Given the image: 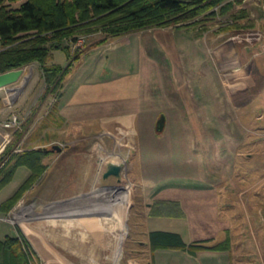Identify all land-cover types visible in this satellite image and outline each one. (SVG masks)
I'll list each match as a JSON object with an SVG mask.
<instances>
[{"label":"rangeland","instance_id":"374dc122","mask_svg":"<svg viewBox=\"0 0 264 264\" xmlns=\"http://www.w3.org/2000/svg\"><path fill=\"white\" fill-rule=\"evenodd\" d=\"M23 1L5 3L16 8ZM195 20L133 31L136 42H145L139 32L146 31L155 45L165 36L176 46L167 63L154 47L138 81L127 72L124 51L118 69L111 62L96 66L110 82L87 80L85 88L96 86L98 95L109 87L121 98L137 93L124 106L150 109L120 118L113 133L118 145L106 135L99 147L77 141L81 121L73 120L74 110L61 114L60 88L48 94L44 80L28 86L37 101L31 110L15 108L21 122L14 139L22 138L23 152L53 144L63 150L44 153V171L7 210L5 201L30 173L26 166L13 168L12 180L0 188V239L23 236L38 264H155L154 256L166 255L151 246L148 232L162 228L181 230L187 249L202 244L196 255L220 248L230 253V264H264V0H243L223 15ZM104 36H84L76 62ZM39 66L30 63L25 72ZM5 95L0 89V121L11 114L2 110ZM142 95L150 98L143 104ZM160 112L166 118L159 132ZM91 122L99 129V118ZM66 138L73 142L65 145ZM109 163L124 164L120 176L104 177ZM23 207L32 214L18 219ZM192 229L197 236L217 232V239L199 243L189 236Z\"/></svg>","mask_w":264,"mask_h":264},{"label":"trees","instance_id":"16d2710c","mask_svg":"<svg viewBox=\"0 0 264 264\" xmlns=\"http://www.w3.org/2000/svg\"><path fill=\"white\" fill-rule=\"evenodd\" d=\"M6 1L0 0V72L38 62L47 92L55 93L85 51L71 45L81 35L101 32L110 37L150 27H181L205 14L223 15L243 0H24L16 8H9ZM55 50L66 53L65 66L51 62ZM49 151L39 148L15 154L0 170V188L12 180L14 167L26 166L30 171L5 201L7 210L44 171L42 156ZM149 241L154 248L187 249L181 234L174 231L152 230ZM200 248L202 244H192L187 251L195 255ZM35 257L23 236L0 239V264H38Z\"/></svg>","mask_w":264,"mask_h":264},{"label":"crops","instance_id":"0c3cea01","mask_svg":"<svg viewBox=\"0 0 264 264\" xmlns=\"http://www.w3.org/2000/svg\"><path fill=\"white\" fill-rule=\"evenodd\" d=\"M146 31H142L139 33L145 34V42L142 40H137V42L134 40V32H130L128 34L120 35V36H110V37H103L105 39L101 43H97L96 45H90L88 46L89 49L86 50L85 54H83V57L74 64L71 71L64 77L62 81V86L60 90L62 91L61 98L60 99V112L63 116L69 117V111L74 110L75 113H77L75 116L78 119H73L75 121H81L80 124V130L79 132L82 133V135L77 138V141H85L87 144H90V148H92V144H94L96 147H99L97 145H100L103 143L104 137L101 136H109L111 139H114V144H119V141L116 140V136H114L113 133H115L117 127L114 126L118 123H120V120L122 119L125 121L127 118L135 117L138 113L145 110L150 111L149 108H146V106L141 105V108H137V104L132 107V109L127 108L124 106L123 102H127V99H137V93H135V96L133 94H124V97L121 98L118 93L109 94L108 90L107 93H102L98 95L99 89L97 88L94 90L96 86L93 85V87L88 86V88H85L86 82L89 79H94V84L103 82H110V80L106 79L107 75H102L101 69L98 71L96 69V66L99 62H101V66H106L111 62V64L114 67H117L118 69L120 65L122 64V59L118 55L119 52L124 51V55L126 54V58L128 59V65L127 69L128 73H131L133 70L134 79L137 78V81L140 79L141 69L144 66L145 62L152 58V51L154 47H159V57L162 62L164 61L167 63V59L172 54V46L176 47L174 43L167 41L166 37L160 38L159 42L161 44L155 45L154 41L150 39ZM148 32V31H147ZM134 33V34H133ZM124 37V38H123ZM126 37V38H125ZM133 38V39H132ZM97 41L100 39H96ZM95 40V41H96ZM134 40V41H133ZM90 42V44H92ZM87 47V48H88ZM158 49V48H157ZM62 50H55L53 52V59L51 62L53 63H59L63 66H65L68 62V58L66 56V53L64 51L63 54L60 53ZM174 52V50H173ZM176 53V52H174ZM134 58V63L130 60L131 57ZM138 57H135L137 56ZM119 58V59H118ZM136 58H138V62H136ZM93 59V60H90ZM131 64H139L138 69H134L135 67H130ZM108 68L110 66H107ZM107 68V69H108ZM109 71V69H108ZM100 72V73H99ZM26 76L28 77V80L20 81L17 84L14 85V88H20L21 86L24 87L19 92H6V95L2 98L3 101L6 102V105L4 106L3 113L6 115L9 113H17L16 111H19V109H22L24 106L27 107V110H31L34 101H37V98H34V95H31L30 93H26V89H28V86L32 84L33 81H40L44 80L42 78V70L41 67H37L31 72L30 70L25 72ZM112 73V72H111ZM131 84V83H130ZM134 84V83H133ZM45 85V82H44ZM114 84L112 83L111 86ZM124 85V83H123ZM130 86V85H129ZM136 85L134 84V91L136 90ZM128 87V86H124ZM110 91H112L110 89ZM52 94V93H48ZM21 95V96H20ZM131 95L133 98H131ZM10 96V97H9ZM136 97V98H134ZM147 96H141V104L145 103L146 100H148ZM18 102V103H17ZM20 103V104H19ZM49 103V102H48ZM129 104V103H128ZM44 105H39L38 108H36V114L39 113L41 110H43ZM142 106L144 108H142ZM19 107L18 110H15V108ZM31 107V108H30ZM125 107V108H124ZM20 114V113H19ZM18 114V115H19ZM144 114V113H143ZM144 116V115H142ZM163 116L165 121V113L160 112L159 117ZM99 118L101 122H105L104 125L99 122V125H96L99 127V129H94L93 123H89L91 119ZM121 118V119H120ZM102 119V120H101ZM78 127V125H75ZM96 128V127H95ZM107 128V129H105ZM66 133H71L72 130L67 129L65 131ZM160 132V131H159ZM117 139H121L117 137ZM76 141V142H77ZM91 141V142H89ZM65 145H68V143L73 142L70 139H64ZM96 143V144H95ZM63 145V144H62ZM63 150V148H62ZM61 150V151H62ZM57 151V150H56ZM121 164V163H120ZM124 165V164H123ZM125 167V166H124ZM105 177V176H104ZM152 230H167V231H174L181 234L183 240L185 242H190L185 238V234L181 230H171V229H162V228H155ZM149 231V232H150ZM149 232H148V241H149ZM217 232H212V235L208 236H197L195 229H192V232H190L189 236H193L195 238V241H201V240H207L205 242L209 241H215L217 239ZM193 241V239H191ZM150 243V241H149ZM158 251L165 252L164 259L160 258L161 255L154 256L155 264H230L231 263V255L230 253L223 251V250H208V251H200L197 253V255H191L190 253L186 251H181L178 254L177 250H169V249H163L159 248ZM166 251H176L170 255L166 254ZM176 253V254H175Z\"/></svg>","mask_w":264,"mask_h":264},{"label":"built area","instance_id":"2783aa9c","mask_svg":"<svg viewBox=\"0 0 264 264\" xmlns=\"http://www.w3.org/2000/svg\"><path fill=\"white\" fill-rule=\"evenodd\" d=\"M85 37L80 36L72 42L73 50L79 48ZM20 118L17 113H11L0 121V170L3 169L15 154L23 152V140L14 139V133L20 128Z\"/></svg>","mask_w":264,"mask_h":264},{"label":"water","instance_id":"95a60500","mask_svg":"<svg viewBox=\"0 0 264 264\" xmlns=\"http://www.w3.org/2000/svg\"><path fill=\"white\" fill-rule=\"evenodd\" d=\"M28 80V77L25 75V68H14L5 72H0V89H5L6 92H19L23 89V86L20 88H14V85L18 83L20 80ZM10 97V96H9ZM164 126V117L160 116L157 120L156 130L161 131ZM43 150H48L46 147H42ZM62 147L58 144H53L51 146V150L61 151ZM124 169V165L120 163H109L107 164V169L104 172V176L107 177L109 175L120 176L122 170ZM72 215V214H69Z\"/></svg>","mask_w":264,"mask_h":264},{"label":"bare ground","instance_id":"6f19581e","mask_svg":"<svg viewBox=\"0 0 264 264\" xmlns=\"http://www.w3.org/2000/svg\"><path fill=\"white\" fill-rule=\"evenodd\" d=\"M23 206V205H22ZM90 209V208H87ZM94 209H100V208H94ZM21 211L19 213H17V218L20 219L21 217L27 215L25 213H31L30 211H32L31 207L25 208L23 207V209H20ZM120 210V209H119ZM41 211V210H40ZM121 211V210H120ZM118 212V211H117ZM125 212V211H124ZM32 214V213H31ZM35 214V213H34ZM118 214V213H117ZM124 214V213H123ZM115 217V216H114ZM31 219V218H30ZM119 219V218H118ZM94 221V220H93ZM119 224V223H118ZM125 224V223H124ZM97 227V225H96ZM115 228V227H114ZM123 228V227H122ZM124 229V228H123Z\"/></svg>","mask_w":264,"mask_h":264}]
</instances>
